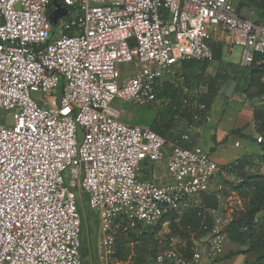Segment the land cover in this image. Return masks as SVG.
I'll return each mask as SVG.
<instances>
[{
    "label": "built area",
    "instance_id": "1",
    "mask_svg": "<svg viewBox=\"0 0 264 264\" xmlns=\"http://www.w3.org/2000/svg\"><path fill=\"white\" fill-rule=\"evenodd\" d=\"M53 1L0 0V264H84L78 187L97 216L102 262L130 264L132 256L116 258L119 237L160 223L169 231L168 218L193 209L192 248L165 250L151 264L223 258L227 229L251 196L192 139L209 120L206 88L184 102L189 148L126 124L120 104L154 106L178 66L216 63L214 44L230 54L244 47V70L257 55L264 63V20L244 18L237 0H56L68 14L54 25ZM121 64L133 67L123 82ZM165 158L160 178L143 177L144 162Z\"/></svg>",
    "mask_w": 264,
    "mask_h": 264
},
{
    "label": "trees",
    "instance_id": "2",
    "mask_svg": "<svg viewBox=\"0 0 264 264\" xmlns=\"http://www.w3.org/2000/svg\"><path fill=\"white\" fill-rule=\"evenodd\" d=\"M250 3L254 4L258 11L262 13L263 18H260L261 21L264 20V0H249ZM214 52V61L219 66L222 63V54H223V46L214 44L213 46ZM210 63L208 62H184L181 67L184 73H189L193 69H197L201 67L200 71V81H198L199 87H205L206 91L199 95L200 100L207 105V109L209 110L214 98L218 95L220 89L223 87L221 85L227 81L226 75H216L214 77H208L207 72L210 68ZM247 71V76L245 79L246 87L240 84V79L236 82L235 93H241L248 99H261L264 100V84L262 82V78L264 76V63L259 55L255 57V62L252 67ZM218 74V73H217ZM166 84L164 83L159 90L157 100L159 101L162 96L169 97V104L171 109L180 110L178 106L173 102L175 98L177 99L176 91L174 89L166 90ZM200 89V88H196ZM184 93V92H183ZM181 95V94H180ZM173 99H172V98ZM190 95H188V90L184 93L182 106L180 108L184 109L185 100L190 99ZM180 98H178L179 100ZM181 103H179L180 106ZM262 106L254 109L253 119L256 123L257 130L263 136V142L260 143L262 146V152L257 157L259 160L264 163V102L261 104ZM175 106V107H174ZM188 114V122L192 120V115L187 112L186 109L183 111V115ZM177 118V117H176ZM187 127V126H186ZM150 128L156 133L160 134L164 137L169 143L178 142V144L183 148H189L190 144L184 142L182 140V136L186 133L187 128L184 130H178V125L167 123L161 125L159 130H155L152 126ZM167 132L165 134L164 132ZM231 134H241L240 131H233ZM252 160V156L239 160L228 166L230 172L235 173L237 176L243 179V183L237 187L235 190L238 192H243L245 189H249L251 200L247 205L246 212L242 213L227 229V234L229 241L233 243H237L241 246H246V250H240L238 252H231L225 255L221 259H231L239 254H255L256 259L252 264H264V175L256 174L250 175L246 169L249 162ZM204 204L207 208H217L218 200L216 198L204 196L203 197ZM80 209V208H79ZM81 212V211H80ZM170 221L169 227V235L178 237L182 242L186 241L185 249H191L193 246L191 231L197 228L200 224L198 218V209H193L190 214L185 215L180 219L179 222H176L174 218H168ZM148 230V231H147ZM162 230V223L159 225L152 227L149 229L139 228L138 230L133 231L128 236L119 237L117 240L118 245H122L125 247V244H130L132 242H141L146 239H154L155 235ZM157 239V237H156ZM160 240V239H159ZM157 239L156 243L160 244V241ZM162 242V241H161ZM182 244V243H181ZM180 250V249H179ZM184 250V249H183ZM182 250V251H183ZM123 255L126 254L122 250L117 255V258L122 259ZM157 255V254H156ZM154 255L153 259L156 257ZM152 259V260H153ZM219 259V260H221ZM152 261L150 262V264ZM247 264H250L249 262Z\"/></svg>",
    "mask_w": 264,
    "mask_h": 264
},
{
    "label": "rangeland",
    "instance_id": "3",
    "mask_svg": "<svg viewBox=\"0 0 264 264\" xmlns=\"http://www.w3.org/2000/svg\"><path fill=\"white\" fill-rule=\"evenodd\" d=\"M237 8L239 13L246 18L247 20H259L260 18H263L262 13L257 10V8L254 6V4L250 3L249 0H237L236 1ZM244 51V47L236 45L234 49V53H229V47L225 45L223 47V54H222V63L218 66L217 63H214L212 67L208 69V72L206 73L208 77H214L216 75H226L228 78L227 81L221 85H225L228 83V86L225 89V93L230 91V87H232V83H236L240 79V84L244 87H246V76L247 71L242 69L239 66L240 63V56ZM179 68V66H178ZM120 72H121V81H125L130 73L133 70V67L128 64H121L119 66ZM201 67H198L197 69H193L188 74L187 73H179L174 77V80H176L177 84H174L173 88L176 91V95L178 98L172 100L173 102L177 103L175 106H178V109H180L178 112L177 110H173V107L171 109L169 97L162 96L160 100L152 107L149 108H143V107H137L132 104H125L121 103L120 106L123 108L124 111V117L122 119L123 122H125L128 125L134 124L138 122L140 126L142 127H149L152 126L153 121V127L155 130H159L162 124L165 122L167 123H174L175 126L177 125V121L179 117H186L185 119L188 120V114L183 115L184 109L180 108L182 106L184 93H186V90H188V95L194 96L196 88H200L198 85V81L202 80L200 79V71ZM218 73V74H217ZM184 92V93H183ZM181 94V95H180ZM58 96H61V91L59 90ZM235 97L237 99H241L243 104L248 103L250 106L255 109L261 107L264 100L261 99H248L241 93H235ZM172 98V97H171ZM173 99V98H172ZM179 103L180 106H179ZM174 106V107H175ZM2 113H0L1 115ZM178 117V118H176ZM128 118H132V121H128ZM256 134V137L260 134L257 130L256 123L254 122ZM168 132V131H167ZM165 131L164 133L167 134ZM82 134L79 133V138H81ZM251 138V137H249ZM249 140V139H248ZM252 140V139H251ZM256 143L259 145L260 149L262 150V146L259 142L256 141ZM246 169L247 171H250V175H256V174H263L264 175V163H262L261 160L257 157L256 154H252V160L247 165ZM75 194L77 195V198L79 200V208L81 211V215L83 217V228H82V260L84 264H108L106 261L102 262L98 259V254L96 250V244L97 240L100 237L99 232V226L97 222V216L94 211H92L88 207V202L86 201V196L83 195L81 189L78 187L75 190ZM86 202V203H85ZM247 202L245 203V206ZM163 229V228H162ZM164 230V229H163ZM162 230V231H163ZM169 231H164L163 233H157L155 236L157 239H160L162 242L156 243L157 239L156 237H153L154 239H146L141 242H132L130 244H125V247H122V245H116V258L117 255H119V252L122 250L126 254L123 255V258L118 260L125 261L130 256H132V260L130 261V264H150L152 261L154 255L163 252L165 250L173 249V250H183L186 246V241L184 240L182 244H180L178 237L170 236ZM127 258V259H126ZM226 260V259H224ZM255 261V260H254ZM254 261H249L250 264H252ZM122 264H129V262H124ZM213 264V263H212Z\"/></svg>",
    "mask_w": 264,
    "mask_h": 264
},
{
    "label": "crops",
    "instance_id": "4",
    "mask_svg": "<svg viewBox=\"0 0 264 264\" xmlns=\"http://www.w3.org/2000/svg\"><path fill=\"white\" fill-rule=\"evenodd\" d=\"M179 73H184L181 66L169 75L165 82L167 83L166 90L174 89V84H177L174 77ZM228 83L220 89L218 95L214 98L206 115L209 120L204 119L197 123L192 133L195 145H199L209 152L213 160L221 166H229L239 160L252 156V154L258 156L262 152L254 136L256 134L253 119L254 109L250 104H243L240 98L237 99L235 97L234 90L236 83H232L230 91L225 93ZM185 118V116L179 117L177 121L178 130L186 128L188 120ZM132 120V118H128V121ZM131 125L140 126L138 122ZM238 130L241 134H231L233 131ZM237 142L241 143L239 147H236ZM165 164L166 158L156 165L144 162L142 167L143 177L160 178L161 174L165 172ZM246 249V246L228 241L225 244V255ZM255 259V254H239L231 259H221L215 262L205 259L201 264H247L249 261H254Z\"/></svg>",
    "mask_w": 264,
    "mask_h": 264
},
{
    "label": "water",
    "instance_id": "5",
    "mask_svg": "<svg viewBox=\"0 0 264 264\" xmlns=\"http://www.w3.org/2000/svg\"><path fill=\"white\" fill-rule=\"evenodd\" d=\"M67 14L68 11L66 9L61 8L56 0L52 2L50 21L54 25H57L59 19L66 17Z\"/></svg>",
    "mask_w": 264,
    "mask_h": 264
}]
</instances>
